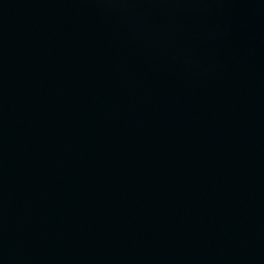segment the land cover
Returning <instances> with one entry per match:
<instances>
[{
  "label": "water",
  "instance_id": "obj_1",
  "mask_svg": "<svg viewBox=\"0 0 264 264\" xmlns=\"http://www.w3.org/2000/svg\"><path fill=\"white\" fill-rule=\"evenodd\" d=\"M0 264H264V0H0Z\"/></svg>",
  "mask_w": 264,
  "mask_h": 264
}]
</instances>
